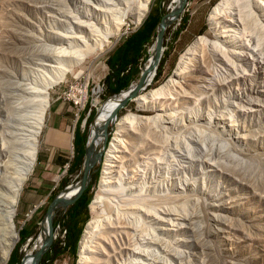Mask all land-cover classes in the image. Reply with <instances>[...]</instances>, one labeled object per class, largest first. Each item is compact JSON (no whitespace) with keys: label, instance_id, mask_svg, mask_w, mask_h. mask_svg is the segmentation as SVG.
Returning <instances> with one entry per match:
<instances>
[{"label":"rangeland","instance_id":"rangeland-1","mask_svg":"<svg viewBox=\"0 0 264 264\" xmlns=\"http://www.w3.org/2000/svg\"><path fill=\"white\" fill-rule=\"evenodd\" d=\"M218 1L185 0L175 20L164 30L163 51L146 92L170 78L180 55L198 36L212 39L208 19ZM156 6L163 10L164 19L174 3L150 0L146 16ZM119 11L124 12L119 0H0V41L8 38L9 29L14 40L13 45L0 46V64L12 56L11 70L18 69L22 77L24 67L31 72L24 89L32 98L39 94L38 87L31 84L33 75H39L42 84L53 76L58 79L47 92L49 107L38 137L35 165L19 194L13 216L17 241L5 264H9L13 251L17 261L12 264H21L30 253L34 256L39 249H31L46 221V210L56 196L80 179L88 135L94 129L95 118L101 119L105 101L113 95L114 74L106 60L146 16L135 25L128 11L118 37L109 38L111 48L97 61L91 51L85 54L87 47L83 44L73 47L79 56L83 55L82 60L78 53H74L75 59L73 52L64 48L72 39H77L78 45L79 35L91 27H109L114 17L122 15ZM184 17L186 21L181 26ZM234 28L239 29L238 38L232 39L225 50L204 58L198 55L183 78L163 96L165 99L150 103L152 107L128 101L96 130L101 138L95 151L100 156L88 173L89 203L83 210L86 221L76 238L74 253L64 248L62 233L70 205L57 206L52 215V220L58 222L52 228L51 244L57 242L62 253L50 259L46 250L41 256L44 262L39 260L41 264H80L81 241L92 219L89 205L101 195L105 156L118 132L119 151L109 170V184L120 192L109 186L113 191L103 196L104 214L91 243L94 249L84 264H264V25L236 23ZM158 31L155 29L140 51L128 86L139 79ZM35 46L68 57L73 66L68 72L67 59L65 67L62 64L66 69L62 65H55L59 66L55 69L34 65L36 59H42L30 52ZM44 63L53 65L47 59ZM61 72L66 74L59 79ZM7 78L0 73V89ZM10 79L17 81L15 76ZM2 96L0 90V114L6 106ZM76 100L79 103L74 105ZM92 111L81 163L70 172L76 156L73 130L78 125L82 131ZM126 115H131L132 121L119 130V121ZM53 117L59 133L63 131L66 138L70 137L69 147L67 143H46V127ZM109 225L112 229L108 230ZM21 230L28 232L23 241L19 238ZM24 236L21 233V238ZM99 239L103 240L99 243ZM94 245H99V250ZM27 264H33V259Z\"/></svg>","mask_w":264,"mask_h":264},{"label":"bare ground","instance_id":"bare-ground-1","mask_svg":"<svg viewBox=\"0 0 264 264\" xmlns=\"http://www.w3.org/2000/svg\"><path fill=\"white\" fill-rule=\"evenodd\" d=\"M119 2L122 5V10L124 11V12L119 11L122 15H117L116 17H114V20L112 19L113 18L112 16L111 20H113V23L110 24L109 27L108 26L101 27L103 29H97L96 27H91V29H89L90 31L88 30L89 32L85 34H80L79 35L80 41L78 45H77L78 43L77 39L75 40L72 39L71 42L68 41L69 42V44L67 43L68 46L66 45L67 47L64 48L66 52H70V53L73 52V54L75 52L78 53L77 49L76 50L74 49L75 46L80 47V44H83V47H87L85 50V52L86 51L87 52L84 53L87 54L91 51L92 53L95 54L96 61L99 60V58L107 51V49H109V47L111 48L112 43L110 42L109 38L111 37L116 38L121 32V28L123 27V25H125L123 23V20L126 13L128 11H131L130 18L132 19L133 23L135 25L139 24L141 20L146 16L150 0H119ZM172 2L174 3V6L169 10V14L163 19L162 26H157L156 28L159 31H161L163 27L165 29L167 25L171 24L177 16V14H175V11L178 8L179 3H181V0H172ZM263 10H264V0H219L212 7L208 19L209 30L212 35V39L206 38L204 35L198 36L191 43V45L180 55L176 65V69L173 72V74L170 76V78L158 88L146 92L145 88L153 75L154 69L157 65L156 61L158 63L163 51L161 48L159 52V59L157 60V56H156L157 51H156V42H155L150 48V56L148 57L147 61L143 64L141 68L140 76H142L144 80L142 85L139 88H137L136 87L138 82L137 80L132 85H129L125 91H119L111 95L105 101L106 106L104 105L105 108L102 112L103 115L101 119L98 116L95 118L93 123L94 129L91 130V133L88 135L87 138V145H86L87 161L91 160L94 153L96 152L95 144H97V140L100 137V134L96 130H98L103 123L108 122V120L112 117L113 111L116 108L119 110L121 107L126 105L128 101L136 102L139 105V107L143 105H147L148 103H149L148 106L152 107V104L150 103L159 100V98L161 97L163 98V96L166 97L169 91L171 90V88L175 85V83H177L180 79H182L185 73L188 72L190 65L195 61L198 55H201V57L204 58L210 55L211 53H213L214 51L225 50L230 44V41L232 39L236 40L239 35V29L234 28L236 23L241 24L243 26L248 23L259 24L260 26H263L264 25L263 23L264 18H262ZM6 33L8 38L1 40L0 46L6 43L12 45L14 44V40L11 39L12 30L9 29L7 30ZM68 33H70V31ZM72 33L74 34V32ZM15 40L17 41L19 40V42L21 41V39L18 38H16ZM30 52L35 53L37 56L42 57V59L41 58L36 59L34 63V65L39 66L41 68H44V66H49L53 69L58 68L68 58V57H59L58 56L59 53H55L52 52V50L39 48L36 46L33 47ZM70 53H68V55ZM75 55L76 54H74V57L76 59L77 57ZM77 56L80 60V57L83 55L79 56L78 53ZM9 57L10 58L1 61L2 64H0V73L8 77L7 80L2 85V89H0L1 93L3 94L1 100L6 104V106L1 108L2 114H0V264L6 263L8 256L17 241V233L13 225V216L15 213L17 200L21 190L23 189L24 183L28 179L29 175L32 173L33 167L35 165L38 146H39L38 137L40 135L43 126V118L45 116V112H47V108L49 107L47 92L50 89V87H52V85L58 81L57 76L55 78L57 80H55L53 76L51 77V79L53 78L54 80L52 79L51 81L42 84L39 81L40 76L33 75L32 77L33 82L31 84L32 86L35 87V89L38 87L37 91L39 94L36 95L34 98H32L29 94L25 93V89H24V83H26L27 80L29 79L31 72L29 73L28 70H26V68L24 67L22 70L24 76L23 77L19 76L20 74L18 69L13 68L11 70V67H13L12 66L13 59H11L12 56ZM82 58L83 57H81V60ZM45 59L53 63V65L45 64L44 63ZM78 61H75V63H77ZM70 63L71 62L68 61L65 64L67 66L66 68L68 69V72L73 66L72 64L70 65ZM55 65H59V66L57 67ZM63 65L61 66L62 68ZM66 72L63 73L61 72V76L59 79H62L63 76L66 74ZM12 76H15L17 78L16 82L10 79V77ZM126 98H129V100L126 103L122 104V102ZM131 119H132L131 115H126L124 118H122L119 121L118 129L120 130L121 127H124V125L127 122H129ZM119 134L120 133L118 132L115 135L114 139L110 143L109 149L105 156V163H104L105 176L102 177V181L99 186V193L101 195L95 196L89 205V211L92 215V219L88 222L81 241V245L79 249L80 264L85 263L84 260L94 249L92 247L93 244L92 242L95 235L94 233L96 232L97 228L100 226L99 221L101 220L100 218L104 214L103 211L105 210L104 209L102 211L103 201H104L103 196L106 195L109 191L112 192L114 190L113 188H111L109 184V179H110L109 170L111 168L112 163L114 162L113 159L115 158V154L117 153V151H119L118 150L120 145V138H118ZM116 158L118 157L116 156ZM56 180H58L57 177ZM109 186L113 190L111 189L109 190ZM78 188H79V179L74 181L71 185H69L58 196V198L61 200H67L71 197H74L78 191ZM114 192H120V191H118L117 189L114 190ZM106 200H108V198ZM109 200L115 201L112 200L111 198ZM113 214H116L115 211L113 212ZM111 217H109V219ZM109 219L107 218L108 220L107 222H110ZM104 221H106V219ZM110 224L112 223L110 222ZM112 226L114 225L112 224ZM112 226L106 229L108 230L112 229L111 228ZM106 229L104 227L105 231ZM106 234L105 236H107ZM111 234L112 233H110V235ZM47 236H48V225L46 220L42 227L38 241L33 244L31 251H33L36 248L40 249L47 240ZM107 238L109 237L107 236ZM102 240L99 239V243ZM99 245L97 246L94 245L95 249L99 250L100 247ZM32 259L33 256L30 253L29 257L26 260H24L21 264H27L28 261Z\"/></svg>","mask_w":264,"mask_h":264},{"label":"trees","instance_id":"trees-1","mask_svg":"<svg viewBox=\"0 0 264 264\" xmlns=\"http://www.w3.org/2000/svg\"><path fill=\"white\" fill-rule=\"evenodd\" d=\"M162 15L163 10L160 9L159 6H156L153 9L150 8L146 18L144 19L140 27L132 32L125 39L123 44L108 56L106 63L108 67L113 70L114 74V88L111 90L112 94H115L120 90L126 89L128 87L129 78L135 72L134 65L137 58L139 57V53L142 50L143 46L147 44V42L152 37ZM185 21L186 17L182 19L181 26L185 23ZM159 73L160 69L158 68L156 71V76H158ZM93 114L94 111H92V113L86 119V125L82 131L79 129L78 125H76L73 130L72 145L76 156L74 157L73 163L71 164L70 172H72L75 167H77L81 163L82 148L86 141L87 126L91 121ZM95 175L96 172L93 174V180ZM88 188L89 185H87V187L78 196V198L67 208L65 219L66 222L64 221L66 225L65 227L62 225L65 238L64 248H67L69 250L68 252L71 255L75 250V243L78 233L80 232L82 225L86 221V215L84 214L83 210L86 209L89 203V196L87 195ZM56 221L57 219L52 220L53 227L58 222ZM21 233L25 235L24 238H21ZM25 233L22 230L20 231L19 238L21 241L26 238L27 234ZM47 253H50V259H56L61 255L62 252L59 250L58 243L54 242L47 249ZM44 260L45 259L41 257V263L44 262ZM16 261L17 259L15 257V252L13 251L9 257L8 263L12 264L16 263ZM41 263L39 262V264Z\"/></svg>","mask_w":264,"mask_h":264},{"label":"water","instance_id":"water-1","mask_svg":"<svg viewBox=\"0 0 264 264\" xmlns=\"http://www.w3.org/2000/svg\"><path fill=\"white\" fill-rule=\"evenodd\" d=\"M184 2H185V0H181V3H179L178 8L175 11V14H178L181 11ZM163 17L164 16H162L160 18L158 26H162ZM156 28H157V26H156ZM164 30L165 29L163 27L161 31L156 33V51H157V55L156 56H157V60L159 59V52H160V50L162 48L161 47V40H162V36H163ZM156 64H157V61H156ZM143 81H144L143 77L140 76L139 79H138L136 87L139 88L142 85ZM128 100H129V98H126L122 102V104L126 103ZM117 111H118V109L116 108L113 111V113H112V117L116 116ZM106 127H107V125H105L104 130L106 129ZM99 156H100L99 151H96L94 153L92 159L87 161L86 148H85V158H84L83 164H82V174H81L80 179H79V188H78L77 193L75 194V196L73 198H71L69 200H61V199L58 198L59 195L56 196L52 200V202H51L50 206L48 207V209L46 210V214H45V217H46V220H47V225H48L47 240L45 241L44 245L38 251L35 252V254L33 256V264H38L42 254L51 245V242H52V239H53V229H52L53 228V225H52L53 210L57 206L71 205L78 198V196L84 191V189L87 187L88 180H89V176H88L89 170H90L91 166L93 165V163L95 162V160L97 158H99Z\"/></svg>","mask_w":264,"mask_h":264},{"label":"crops","instance_id":"crops-1","mask_svg":"<svg viewBox=\"0 0 264 264\" xmlns=\"http://www.w3.org/2000/svg\"><path fill=\"white\" fill-rule=\"evenodd\" d=\"M54 116H55V111H53ZM54 117L51 119V123L46 127V132H45V138H46V143H49L50 145L53 144H61L64 146L66 143L69 147L70 143L68 140H70V137L66 138L63 131H60L57 128L54 127ZM23 211V210H22Z\"/></svg>","mask_w":264,"mask_h":264},{"label":"built area","instance_id":"built-area-1","mask_svg":"<svg viewBox=\"0 0 264 264\" xmlns=\"http://www.w3.org/2000/svg\"><path fill=\"white\" fill-rule=\"evenodd\" d=\"M78 93H79V92H78ZM78 103H79V102L76 100V101L74 102V105H76V104H78ZM56 227L58 228L59 225L57 224ZM62 233L64 234V230L62 231Z\"/></svg>","mask_w":264,"mask_h":264}]
</instances>
